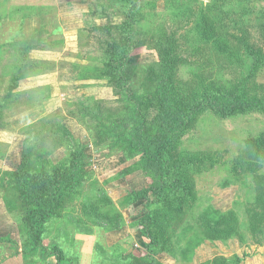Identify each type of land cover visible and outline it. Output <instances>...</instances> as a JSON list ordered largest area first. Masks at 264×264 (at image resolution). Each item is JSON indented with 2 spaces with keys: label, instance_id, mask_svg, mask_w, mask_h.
<instances>
[{
  "label": "rangeland",
  "instance_id": "374dc122",
  "mask_svg": "<svg viewBox=\"0 0 264 264\" xmlns=\"http://www.w3.org/2000/svg\"><path fill=\"white\" fill-rule=\"evenodd\" d=\"M21 4H40L38 7H42L40 9L43 11L30 12L32 18L25 20V32L30 34L36 28H43L39 32V39L43 43L38 44L29 56L45 62V65L35 76L19 82L18 101L11 110L4 111L0 119V123H3L0 128V172L11 171L21 163L27 133H35L37 128V137L41 135L40 140L47 142L49 152L53 151L44 154V160L49 159L51 163L57 164L70 153L73 154L71 148H74L82 157L78 165L81 164L85 174L81 185L85 188L87 203L91 201L89 194L92 188L97 197L113 202L122 216V222L113 221L112 229L107 227L108 221L100 220L99 223H103L101 230L91 226L87 220L84 228L80 227L76 218L64 227L67 234L61 238L57 237V227H51L44 243L61 246L62 255H59L72 264H199L213 258L231 260L234 256L241 259L240 264H264V218L258 224L249 225L254 213L264 215V207L256 201L258 195L264 193V186L258 185L248 170L242 168L237 174L233 170L237 159H242L243 155L240 153L243 151V141L264 132V117L250 114L223 120L205 111L192 121L174 153L178 152V148L184 152L205 153L218 157L220 162L210 173L198 178L196 203L187 212L183 222L179 221L172 226L173 238L169 242L173 245V251L169 254L162 253L158 247L150 254L145 249L149 241L132 226L141 216L138 213L139 203L128 204L124 197L131 192L155 186L157 177L137 167L139 157L126 160V156L116 150L117 148L110 147L106 138L100 136L96 129V114L70 105L82 101L85 103L82 106L87 107L90 99L93 104L95 102L102 105L103 108L98 110H105L110 115H121L123 104L119 96L120 88L115 82L117 77H113L112 81L104 76L96 77L95 74L100 71L108 73V67H112L117 59L125 56V64L129 68L136 67L133 77L129 75L128 83H125L129 86L132 84L142 94L150 95L154 88L153 78L158 79L160 74L157 51L148 38L135 37L138 39L128 40L125 35L115 30V26L125 21L121 0H0V10L8 14L11 6L18 9L17 6ZM252 5L253 10L249 16L243 19L234 17L227 30L236 37V44L237 39L246 34L248 46L255 52L264 53V24L258 15L262 3L255 1ZM155 12L158 16L153 26L160 23L167 27L169 33H176L181 47L176 54L184 61H196L203 65L202 78L207 83H219L231 90L236 79L241 80L246 76V73L242 76L239 68L220 61L209 52L191 59L187 51V41L184 39L185 27H190L191 23L178 30V24L165 15L163 2H159ZM22 17L21 14H16L10 20L12 23L20 22ZM7 25L8 21L0 24V42L10 35ZM105 26H109L111 31L107 32ZM37 40L33 39V42ZM112 46L114 58L110 61L111 55L108 51L110 52ZM12 54L10 50L5 51L1 63L8 64L11 61L10 56L14 55ZM5 78L3 67L0 66V95L4 92ZM189 79L191 75L188 69L180 67L174 82L183 84ZM251 83L261 91L264 89V75L254 78ZM193 91L192 87L187 88L186 94H192ZM46 94L49 95L48 98L40 100ZM244 95L257 96V91L246 86ZM149 103L150 100L145 104L146 114L152 119L156 102L151 105ZM57 111L65 117V120L58 123L59 127H64L71 134L70 139H67L68 146L58 136L61 128L53 131L50 125L46 135L40 129L44 119ZM68 111H73L74 115H69ZM35 150L27 152L28 162L35 158ZM47 165L50 166L48 163ZM49 166L47 167L50 168ZM126 169L131 170L125 171ZM257 171L264 173V168L260 167ZM226 181L230 184L223 186ZM96 184L99 185L98 191L95 190ZM6 195L10 200L12 191H8ZM2 197L0 191V264H26L30 258L23 260L21 255L22 235L16 222L8 214ZM76 202L79 201L74 202V213L81 219L83 214H78L79 203ZM121 204L124 208L120 207ZM207 208L219 212H234L240 223V235L226 241L205 240L196 249L194 258L185 263L180 258V251L189 238H194L199 231L198 221ZM183 227H191L193 231L180 237ZM60 231L65 233L64 230ZM61 239H66V242H61ZM48 263L53 264V258Z\"/></svg>",
  "mask_w": 264,
  "mask_h": 264
},
{
  "label": "trees",
  "instance_id": "16d2710c",
  "mask_svg": "<svg viewBox=\"0 0 264 264\" xmlns=\"http://www.w3.org/2000/svg\"><path fill=\"white\" fill-rule=\"evenodd\" d=\"M255 1L262 3L258 15L264 24V0H121L119 5L124 8L125 21L115 26V30L125 35L128 40L138 39L135 37L148 38L159 56L160 74L158 79L153 78L152 94H142L132 84L127 85L129 75L133 77L136 67L129 68L125 64L124 56L118 57L120 59H117L112 67H108V70L110 69L108 73L100 71L95 74L96 77L104 76L105 79L112 81L113 77H117L115 82L120 88L119 96L123 104L121 115H110L103 110L106 113L104 115L98 110L103 108L102 105L95 102L93 104L90 99L87 107L82 106L85 104L82 101L70 105L96 114V129L100 136L106 138L110 147L117 148L116 150L126 156V160L139 157L137 167L157 177L155 186L131 192L124 197L128 204L139 203L138 213L141 216L132 226L149 241L145 249L150 254L158 247L162 253L169 254L173 251V245L169 242L173 238L172 226L179 221L183 222L187 212L196 203L198 178L210 173L220 162L218 157L205 153L184 152L179 151V148L178 152L174 153L192 121L205 111L223 120L250 114L264 117V89L259 91L255 84L251 83L254 78L264 75V53L255 52L248 46L246 34L237 39L236 44V37L227 30L234 17L243 19L249 16ZM159 2H163L165 15L178 24L176 26L178 30L191 23L190 27H185L184 33L191 59L209 52L220 61L239 68L242 76L245 73L246 76L241 80L236 79V84L231 90L219 83H207L202 78L203 65L196 61H184L176 54L177 50H181L176 33H169L167 27L160 23L153 26L158 16L155 11ZM39 5L21 4L17 6L18 9L11 6L8 14L0 10L2 13L0 24L8 21L7 30H10V35L0 42V66L3 67L6 77L4 92L0 95V119L4 111L11 110L18 101L19 82L35 76L45 65V62L31 59L29 56L38 44L43 43L42 39H39L41 37L39 32H42L43 28H36L30 34L25 32V20L32 18L30 12L43 11ZM109 7L113 8L110 4ZM16 14L23 17L20 22L12 23L11 20ZM105 28L107 32L111 31L109 26ZM33 39L38 40L33 42ZM7 50L14 55L12 54L11 61L4 65L1 63L2 56ZM113 53L112 46L110 52L108 51L111 55L110 61L114 58ZM180 67L188 69L191 79L187 83L175 84L174 77ZM246 86L256 90L258 97L245 96ZM191 87L194 89L192 94H186L187 88ZM48 96L46 94L40 100L47 99ZM149 100L150 105L156 102L152 119L148 118L145 108ZM72 112L68 111V114L74 115ZM63 119L65 120V117L61 112H54L51 117L44 119L40 129L46 135L50 125L53 131L61 128L58 136L61 142L68 146L67 139H70L71 134L58 124ZM91 120L95 122L94 119ZM2 124L0 123V128ZM38 132L36 128L35 133H27L21 163L11 171L0 172L2 199L5 201L8 214L16 222L22 235L21 255L23 260L30 258L26 264H49L51 258L54 260L53 264H72L60 256L61 246L44 243L51 227H57L59 231L57 237L61 238L67 234L64 227L76 218V223L80 227L84 228L87 220L91 226L101 230L103 223H99L100 220L108 221L107 227L112 229L113 221L122 222V216L113 202L97 197L92 188L89 194L91 201L87 203L85 188L81 185L85 174L82 172L81 164L78 165L82 157L71 148L73 154L70 153L57 164L51 163L49 159L44 160L46 159L44 154H47L49 149L46 146L47 142L40 140L41 135L37 137ZM241 148L243 151L240 155L243 156L233 164L234 173L237 174L242 168L248 170L257 184L264 186V173L256 172L258 168H264V132L245 139ZM34 149L35 158L28 162L26 154ZM51 168L52 170H49ZM128 170L131 169L125 171ZM229 184V181H226L223 186ZM95 190H99L98 184L95 185ZM8 191H12L10 200L6 197ZM75 201H79L76 203H79L78 214H83L81 219L74 213ZM256 201L264 207V193H260ZM120 207L124 208V205L121 204ZM263 218L264 215L254 213L249 225L258 224ZM200 220L199 231L194 238H189L180 251V258L185 263L194 258L196 249L205 240L226 241L240 235V223L232 211L219 212L207 208L201 214ZM72 227L71 225V229ZM60 230H64L65 233ZM191 231H193L191 227H183L180 237L187 236ZM65 240L60 241L66 242ZM240 262L241 259L234 256L231 260L213 258L199 264Z\"/></svg>",
  "mask_w": 264,
  "mask_h": 264
}]
</instances>
